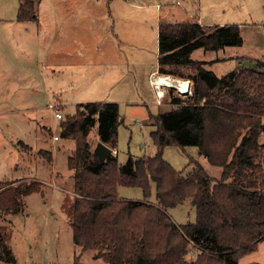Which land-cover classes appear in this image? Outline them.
I'll list each match as a JSON object with an SVG mask.
<instances>
[{
  "label": "trees",
  "instance_id": "trees-1",
  "mask_svg": "<svg viewBox=\"0 0 264 264\" xmlns=\"http://www.w3.org/2000/svg\"><path fill=\"white\" fill-rule=\"evenodd\" d=\"M38 4L22 1L18 20L36 21ZM175 19L159 23L158 73L192 82V93L169 88L170 109L150 114L153 156L118 161L113 150L123 120L116 103L79 104L59 120L60 137L75 144L67 160L73 196L66 194L63 205L73 242L105 264H240L264 246V63L247 58L219 77L205 68L211 63L189 54L242 47L240 28L206 29L197 17ZM246 62L252 65L240 72ZM96 124L99 142L112 149L101 163L88 141ZM168 147H196L198 158L190 157L179 171L164 158ZM38 154L53 161L51 151ZM203 159L220 169L219 178ZM12 183L0 187V212L17 211L24 195L41 188L35 181ZM153 186L157 204L148 201ZM120 187L142 189L143 201L125 200ZM186 201L195 207L196 221L177 225L168 210ZM6 238L0 234V259L14 260ZM74 264H83L80 256Z\"/></svg>",
  "mask_w": 264,
  "mask_h": 264
},
{
  "label": "rangeland",
  "instance_id": "rangeland-1",
  "mask_svg": "<svg viewBox=\"0 0 264 264\" xmlns=\"http://www.w3.org/2000/svg\"><path fill=\"white\" fill-rule=\"evenodd\" d=\"M22 1L0 0V187L7 181L15 185L26 180L38 182L41 188L24 195L17 211L0 212V234L7 237L14 257H3L0 264H74L77 256L83 264H105L94 259L95 252L83 251L73 242L72 225L63 205L66 194L73 196V173L67 160L74 154L75 144L60 137L56 110L73 114L79 104L116 103L123 120L113 150L118 161L125 164L130 155L136 159L153 156L156 148L150 134L156 127L149 122L150 114L170 109L168 89L160 91L152 82L158 75L161 19H169L171 10L175 20L197 17L206 29L238 26L243 48H198L193 53L195 59L220 57L222 60L208 70L223 77L247 59L243 56L264 63V0H93L103 14L102 40L108 31L114 51L104 55V42L101 54L90 55L91 59L79 66L74 61L78 59L76 53L67 52L70 48L60 53L54 49L53 55L46 52L47 41L55 35V1L36 0L39 22L18 20ZM158 2L164 4L161 17ZM236 54L240 56L236 60L228 58ZM51 60L66 64L51 67ZM250 63L246 62L240 72ZM158 90L167 91L166 97L158 95ZM179 92L175 89L177 95ZM88 141L95 151L98 124L91 129ZM42 150L52 152V162L38 154ZM190 157L198 158L196 147L185 151L168 147L164 151L165 160L179 171ZM202 164L211 176L220 177L219 168L204 159ZM119 193L125 200L144 199L140 188L120 187ZM148 201L158 203L155 186ZM168 212L177 225L196 221V209L190 201ZM253 262L264 264L263 245L240 260V264Z\"/></svg>",
  "mask_w": 264,
  "mask_h": 264
},
{
  "label": "crops",
  "instance_id": "crops-1",
  "mask_svg": "<svg viewBox=\"0 0 264 264\" xmlns=\"http://www.w3.org/2000/svg\"><path fill=\"white\" fill-rule=\"evenodd\" d=\"M53 1H55V3L53 5L52 19L55 22V35L52 36L51 40L47 41L49 43L46 50L47 54L50 53L53 55L54 49H56V51L60 53L62 50L70 48L67 50V52H73V54L76 53V57H78V59L74 60L75 64L81 65L86 62L85 59H91L90 55H95L98 52L101 54L102 48L105 43L106 44L104 48V52H105L104 55H108L109 52L112 53L114 51L111 46L113 40H111V37H109L108 31L104 32L105 38L104 40H102L101 16H103V14L101 13V8L99 3L93 2V0H88V1L80 0V2L78 1L73 2L66 0H53ZM98 5H99V9L97 8ZM163 5L159 4V2L156 5L157 10H159V17H161L162 15V9L164 8ZM38 9H39V5H38ZM38 9H37V20H36L37 22H39ZM168 17L169 20L174 21L173 19L176 18L175 12L170 10ZM45 21L47 22L48 19H45ZM84 24L86 25L85 27ZM219 50H224V48H220ZM193 53L194 51L189 54L190 59L211 63L205 65L206 69L214 65L215 61L222 60L220 57L215 59H207V58L195 59ZM204 55L207 56L206 52L204 53ZM238 57L240 56L236 54L228 58H234L236 60ZM243 58H251V57L243 56L242 59ZM79 59H81V61H79ZM94 59H98V58L94 56ZM49 63L51 67L59 66L60 64H66L65 62H55L54 60L53 61L51 60ZM153 73L155 74L156 72ZM159 76H165L168 77L169 79L171 78V76L162 75L158 73L156 77ZM155 78L154 77L152 78L153 84ZM171 79L174 82H180V83L183 82L182 79H178L174 77H172ZM186 82L188 83V85H190L191 83L189 81ZM190 86L192 87V85ZM164 87L166 88V86H162V88H158V87L157 88L160 91H162ZM167 89L168 87L166 88V90ZM162 94L165 95L166 97L167 91L166 93H162Z\"/></svg>",
  "mask_w": 264,
  "mask_h": 264
},
{
  "label": "bare ground",
  "instance_id": "bare-ground-1",
  "mask_svg": "<svg viewBox=\"0 0 264 264\" xmlns=\"http://www.w3.org/2000/svg\"><path fill=\"white\" fill-rule=\"evenodd\" d=\"M154 84L158 88H162V86L166 87H175L177 90H179L182 94L188 93L189 85L187 82H174L172 79L165 77V76H159L154 79ZM184 89V90H183Z\"/></svg>",
  "mask_w": 264,
  "mask_h": 264
},
{
  "label": "water",
  "instance_id": "water-1",
  "mask_svg": "<svg viewBox=\"0 0 264 264\" xmlns=\"http://www.w3.org/2000/svg\"><path fill=\"white\" fill-rule=\"evenodd\" d=\"M175 88V87H168ZM112 154V149L105 145L103 142H99L96 150L94 151V157L97 162H104Z\"/></svg>",
  "mask_w": 264,
  "mask_h": 264
},
{
  "label": "built area",
  "instance_id": "built-area-1",
  "mask_svg": "<svg viewBox=\"0 0 264 264\" xmlns=\"http://www.w3.org/2000/svg\"><path fill=\"white\" fill-rule=\"evenodd\" d=\"M167 88V87H166ZM192 87L189 85V89H188V93L189 94H191L192 93V89H191ZM169 89V88H168ZM176 90H177V88H176ZM180 93V92H179ZM160 94H162V92H160L159 90H158V95H160ZM180 94H182V93H180ZM163 96H165V95H163ZM159 103H161V101L159 102ZM50 106H52V105H50ZM52 108V107H51ZM56 118L58 119V120H60V119H62V113H61V111L60 110H56ZM263 120H264V116H263ZM55 139H57V137H55Z\"/></svg>",
  "mask_w": 264,
  "mask_h": 264
},
{
  "label": "clouds",
  "instance_id": "clouds-1",
  "mask_svg": "<svg viewBox=\"0 0 264 264\" xmlns=\"http://www.w3.org/2000/svg\"><path fill=\"white\" fill-rule=\"evenodd\" d=\"M176 89V88H175ZM186 94H188V93H186Z\"/></svg>",
  "mask_w": 264,
  "mask_h": 264
}]
</instances>
